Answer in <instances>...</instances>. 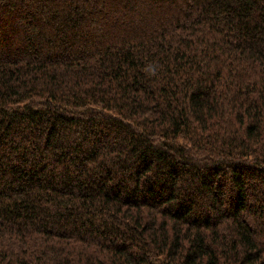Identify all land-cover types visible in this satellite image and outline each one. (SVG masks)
Listing matches in <instances>:
<instances>
[{"label":"trees","instance_id":"16d2710c","mask_svg":"<svg viewBox=\"0 0 264 264\" xmlns=\"http://www.w3.org/2000/svg\"><path fill=\"white\" fill-rule=\"evenodd\" d=\"M0 264H264V0H0Z\"/></svg>","mask_w":264,"mask_h":264}]
</instances>
